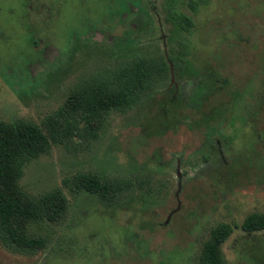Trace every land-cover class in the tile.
Returning a JSON list of instances; mask_svg holds the SVG:
<instances>
[{"label":"rangeland","instance_id":"rangeland-1","mask_svg":"<svg viewBox=\"0 0 264 264\" xmlns=\"http://www.w3.org/2000/svg\"><path fill=\"white\" fill-rule=\"evenodd\" d=\"M140 55H171V75L133 109L110 112L96 136L53 144L26 167L21 187L60 188L69 211L31 228L47 249L0 244V264H197L220 224L235 227L228 264H264V231L242 230L264 213V0H0V120L46 130L81 82ZM170 104L185 123L158 133ZM86 173L140 175L145 189L107 206L65 184Z\"/></svg>","mask_w":264,"mask_h":264},{"label":"trees","instance_id":"trees-1","mask_svg":"<svg viewBox=\"0 0 264 264\" xmlns=\"http://www.w3.org/2000/svg\"><path fill=\"white\" fill-rule=\"evenodd\" d=\"M196 7L195 2L190 4L193 11ZM177 22L185 32L194 27L193 21L183 14L178 16ZM169 57L175 65V60ZM108 66L103 78L95 76L85 80L71 92L63 108L50 117L46 130L25 120H0V244L6 250L28 256L44 251L49 239L32 232L31 228L40 224H62L69 211V200L60 188L34 196L21 187L26 167L47 154L53 144L69 143L79 133L96 136L110 112L133 109L152 89L157 78L169 74L164 56H142ZM171 104L165 106L164 115L157 121L158 133L177 129L185 123L181 110ZM143 180L140 175L103 179L86 173L66 180L65 184L77 194L96 195L103 204L115 207L145 189ZM234 229L229 224L212 229L209 239L201 243L197 264H228L222 246ZM242 230L264 231V213L249 215Z\"/></svg>","mask_w":264,"mask_h":264},{"label":"flooded vegetation","instance_id":"flooded-vegetation-1","mask_svg":"<svg viewBox=\"0 0 264 264\" xmlns=\"http://www.w3.org/2000/svg\"><path fill=\"white\" fill-rule=\"evenodd\" d=\"M142 56H144V55H140V56H138V57H142ZM159 56H163V55H159ZM138 57H135V58H138ZM164 57H165V59H166V61L168 62V64H169V74L171 75V73H172V71H173V62L170 60V57H167V56H165L164 55ZM130 59H133V58H130ZM126 60H128V59H126ZM178 85L177 84H172L171 86H169V88H168V90H169V92L170 93H172L173 95V97L176 99V95L178 94ZM174 103V102H173Z\"/></svg>","mask_w":264,"mask_h":264}]
</instances>
